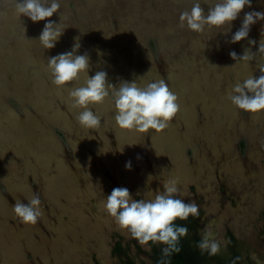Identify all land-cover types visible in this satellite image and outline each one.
<instances>
[{
  "label": "rangeland",
  "instance_id": "374dc122",
  "mask_svg": "<svg viewBox=\"0 0 264 264\" xmlns=\"http://www.w3.org/2000/svg\"><path fill=\"white\" fill-rule=\"evenodd\" d=\"M200 2L207 13L217 0ZM193 3L60 0L57 13L34 23L16 17L12 0H0V264H156L153 248L163 245H141L102 202L116 187L151 199L169 180L177 182L178 198L199 206V241L207 229L221 243L206 264H264V111L239 110L226 98L237 79L260 75L256 60L233 67L230 52H256L264 21L230 41L245 13L264 12V0H251L230 28L204 34L178 27ZM49 20L65 30L44 49L38 39ZM77 37L89 77L105 71L116 87L164 79L180 104L169 127L122 130L110 99L89 105L102 117L99 128L81 127L82 109L70 106L68 91L84 76L58 88L47 71V59L71 51ZM35 193L43 216L23 224L13 206Z\"/></svg>",
  "mask_w": 264,
  "mask_h": 264
},
{
  "label": "clouds",
  "instance_id": "9594fccd",
  "mask_svg": "<svg viewBox=\"0 0 264 264\" xmlns=\"http://www.w3.org/2000/svg\"><path fill=\"white\" fill-rule=\"evenodd\" d=\"M14 13L17 18L27 16L32 22L44 21L57 13L61 7L60 0H12ZM208 4V0H204ZM205 13L200 0H194L190 10L181 12L179 28L185 26L192 32L204 34L206 29L222 28L236 20L241 11L251 7V0H217ZM61 19V16H60ZM257 21H264V12L251 11L244 15L242 25L231 37V43H236L248 37L252 25ZM228 28V30H229ZM65 28L61 22L57 24L49 20L39 36V42L44 49H52L63 34ZM256 52L245 48L242 55L230 52L236 61L233 67L250 65L256 60L259 77L253 74L237 79L227 99L239 110L249 113L264 111V32ZM72 50L52 56L47 59V71L51 82L62 88L70 82L79 83L81 75L84 84L72 87L68 91L70 106L82 109L76 117L78 124L85 129H96L101 126L102 117L94 113L89 105H101L110 99L114 104V120L122 130L148 133L149 130L163 132L180 111L178 95L173 92L164 79L139 85L136 81H122L118 87L107 81L105 71H97L89 77L90 67L87 54H76L81 47L79 38H74ZM255 45V40H249ZM126 169L131 170V162H127ZM179 188L175 180L163 184V191L157 192L151 199H133L126 187L113 188L111 194L103 201V207L114 222L126 230L132 238L141 245L159 243L165 245L162 255L167 257L173 252H179L181 238L188 235L186 226H178L176 221H186L189 217L198 218L199 206L194 202L185 203L178 198ZM13 211L23 224L35 225L43 216L42 201L35 193L27 203L16 200ZM201 253L215 256L220 252L221 243L216 240L211 231L205 230L201 240L197 243ZM238 259V258H237Z\"/></svg>",
  "mask_w": 264,
  "mask_h": 264
},
{
  "label": "trees",
  "instance_id": "16d2710c",
  "mask_svg": "<svg viewBox=\"0 0 264 264\" xmlns=\"http://www.w3.org/2000/svg\"><path fill=\"white\" fill-rule=\"evenodd\" d=\"M197 221L198 218L194 217H189V219L186 221H176V224L178 226H186L188 228V235L181 238L178 245L180 248L179 252H173L170 256L167 257L164 256L165 260H163L160 255H155L154 258L156 264H206L207 259L211 258L212 256H208L206 253H201V251L197 247L199 239L198 236H196L195 232L192 234V236L189 235L190 231L197 225ZM234 242L235 241H232L231 245H234ZM115 253H122L120 244H118V246L116 247ZM222 260L219 264H230L227 263V260Z\"/></svg>",
  "mask_w": 264,
  "mask_h": 264
},
{
  "label": "flooded vegetation",
  "instance_id": "af4514ba",
  "mask_svg": "<svg viewBox=\"0 0 264 264\" xmlns=\"http://www.w3.org/2000/svg\"><path fill=\"white\" fill-rule=\"evenodd\" d=\"M199 220H200V218L198 217V221H197V224H198V222H199ZM195 232V234H196V236H198L197 235V230H195V228L194 229H192L191 231H190V236H192V234ZM163 247H165V245H163ZM162 247V248H163ZM162 248H160V249H157V248H153V255H154V257H155V255H160L162 258H163V260H165L164 258V256L162 255Z\"/></svg>",
  "mask_w": 264,
  "mask_h": 264
}]
</instances>
